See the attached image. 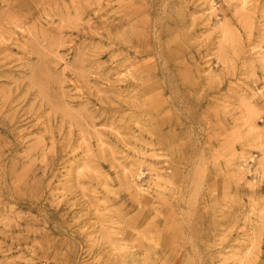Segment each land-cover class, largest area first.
<instances>
[{"label":"rangeland","instance_id":"obj_1","mask_svg":"<svg viewBox=\"0 0 264 264\" xmlns=\"http://www.w3.org/2000/svg\"><path fill=\"white\" fill-rule=\"evenodd\" d=\"M0 264H264V0H0Z\"/></svg>","mask_w":264,"mask_h":264},{"label":"bare ground","instance_id":"obj_2","mask_svg":"<svg viewBox=\"0 0 264 264\" xmlns=\"http://www.w3.org/2000/svg\"><path fill=\"white\" fill-rule=\"evenodd\" d=\"M212 9H215L214 7H212Z\"/></svg>","mask_w":264,"mask_h":264}]
</instances>
